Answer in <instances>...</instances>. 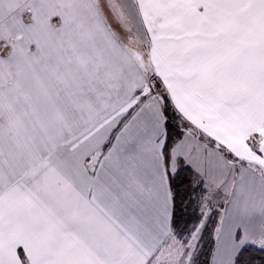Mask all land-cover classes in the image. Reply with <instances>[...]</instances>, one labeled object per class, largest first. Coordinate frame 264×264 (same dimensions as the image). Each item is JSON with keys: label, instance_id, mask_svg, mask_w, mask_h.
Listing matches in <instances>:
<instances>
[{"label": "snow or ice", "instance_id": "1", "mask_svg": "<svg viewBox=\"0 0 264 264\" xmlns=\"http://www.w3.org/2000/svg\"><path fill=\"white\" fill-rule=\"evenodd\" d=\"M0 264H264V0H0Z\"/></svg>", "mask_w": 264, "mask_h": 264}]
</instances>
